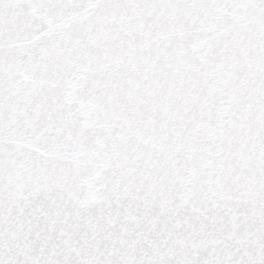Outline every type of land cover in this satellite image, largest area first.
<instances>
[{
	"label": "snow or ice",
	"instance_id": "snow-or-ice-1",
	"mask_svg": "<svg viewBox=\"0 0 264 264\" xmlns=\"http://www.w3.org/2000/svg\"><path fill=\"white\" fill-rule=\"evenodd\" d=\"M0 264H264V0H0Z\"/></svg>",
	"mask_w": 264,
	"mask_h": 264
}]
</instances>
